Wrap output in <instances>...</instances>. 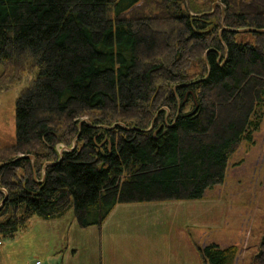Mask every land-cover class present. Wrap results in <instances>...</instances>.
Here are the masks:
<instances>
[{
	"label": "trees",
	"instance_id": "1",
	"mask_svg": "<svg viewBox=\"0 0 264 264\" xmlns=\"http://www.w3.org/2000/svg\"><path fill=\"white\" fill-rule=\"evenodd\" d=\"M241 28L264 29V0H0V91L30 76L0 148V241L32 217L100 227L117 204L222 184L264 116V33Z\"/></svg>",
	"mask_w": 264,
	"mask_h": 264
},
{
	"label": "rangeland",
	"instance_id": "2",
	"mask_svg": "<svg viewBox=\"0 0 264 264\" xmlns=\"http://www.w3.org/2000/svg\"><path fill=\"white\" fill-rule=\"evenodd\" d=\"M251 39L236 36L238 42ZM26 80L0 91V148L15 142L16 99ZM57 149L68 150L63 144ZM68 213L48 221L32 217L13 238H1L0 264H61L62 253L71 249L78 253L74 264H98L100 255L118 259L122 252L141 253V264H197L194 246L211 243L236 247L234 264H251L264 235V116L253 142L244 141L231 155L225 181L202 199L117 204L100 227L85 229L74 218L65 225Z\"/></svg>",
	"mask_w": 264,
	"mask_h": 264
},
{
	"label": "crops",
	"instance_id": "3",
	"mask_svg": "<svg viewBox=\"0 0 264 264\" xmlns=\"http://www.w3.org/2000/svg\"><path fill=\"white\" fill-rule=\"evenodd\" d=\"M69 214V213H68ZM65 217V216H64ZM71 218H74L73 217V213H72V216L70 215V218L69 219H65L64 218V220H65V225L67 224V226L70 224V221H71ZM61 219V218H60ZM46 221H48V220H46ZM72 224V223H71ZM64 228H65V226H64ZM63 228V229H64ZM183 234H184V236H185V240L187 241V239H188V234L184 231L183 232ZM190 237V236H189ZM190 239V242H191V245H192V241H193V239L192 238H189ZM211 244H214V243H211ZM217 245V244H216ZM205 246V245H204ZM204 246H200L201 248H203ZM218 246V245H217ZM194 247H196V248H200L198 245L197 246H194ZM219 247V246H218ZM220 248V247H219ZM198 251V250H197ZM78 253H77V251L76 250H74V249H71V250H69V251H65V252H63L62 253V255H61V259H62V262H61V264H74V263H71L70 262V260H72V259H74V257L77 255ZM115 254V253H114ZM137 256L136 257H133V256H131V257H129L128 255H123V252L122 253H120L118 256L119 257H117L118 259H116L115 257H114V255L113 256H111L109 259H107L106 258V260H104L103 258H102V256L100 255V257H99V259L97 258L96 259V257H95V262L96 263H98V264H131V262L133 263V264H141L142 262H143V260H141V253H137L136 254ZM197 255V264H209V263H204L203 262V260L201 259V257H200V255H199V253L198 254H196ZM116 259V261H114ZM235 261V260H234Z\"/></svg>",
	"mask_w": 264,
	"mask_h": 264
},
{
	"label": "water",
	"instance_id": "4",
	"mask_svg": "<svg viewBox=\"0 0 264 264\" xmlns=\"http://www.w3.org/2000/svg\"><path fill=\"white\" fill-rule=\"evenodd\" d=\"M231 32H234V33H245V32H255V33H264V29H255V28H241V29H229ZM75 147V144L73 145L72 148ZM71 148V149H72ZM28 158L30 160H33V156L29 155ZM3 165L0 164V167Z\"/></svg>",
	"mask_w": 264,
	"mask_h": 264
},
{
	"label": "bare ground",
	"instance_id": "5",
	"mask_svg": "<svg viewBox=\"0 0 264 264\" xmlns=\"http://www.w3.org/2000/svg\"><path fill=\"white\" fill-rule=\"evenodd\" d=\"M245 33H248V32H245ZM249 33H250V32H249ZM152 127H153V126L151 125L150 128H149V130H150ZM160 127H161V126H159V128H160ZM156 132H157V131H155V133H156ZM110 146H111V145H110V143H109V144H108V148H109V149H110Z\"/></svg>",
	"mask_w": 264,
	"mask_h": 264
}]
</instances>
